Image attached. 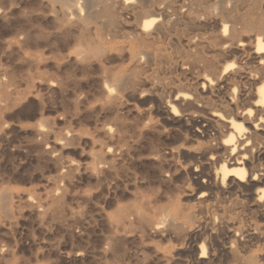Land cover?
Masks as SVG:
<instances>
[{"label": "bare ground", "instance_id": "6f19581e", "mask_svg": "<svg viewBox=\"0 0 264 264\" xmlns=\"http://www.w3.org/2000/svg\"><path fill=\"white\" fill-rule=\"evenodd\" d=\"M32 2L29 9L46 14L47 90L77 86L91 75L109 107L122 108L120 97L143 106L135 121L113 119L103 129L94 163L142 144L159 157L160 143L175 157L173 166L192 178L190 200L168 194L166 201L121 204L108 230L159 237L164 246L152 256L160 264H264V0ZM65 60L74 70L63 69ZM6 77H0V111L14 92ZM35 132L48 135L43 126ZM49 197L57 202L56 193Z\"/></svg>", "mask_w": 264, "mask_h": 264}, {"label": "rangeland", "instance_id": "374dc122", "mask_svg": "<svg viewBox=\"0 0 264 264\" xmlns=\"http://www.w3.org/2000/svg\"><path fill=\"white\" fill-rule=\"evenodd\" d=\"M7 1L0 0V72L8 73L0 77L12 76L14 92L8 107L0 111V194L4 196L0 203V264H136V259L141 264L157 260L160 264L153 256L164 241L157 236H145V240L138 232L117 237L108 226L110 214L121 204L144 199L166 201L177 194L190 200L194 187L190 174L173 166L175 157L166 155L167 149L160 143L158 152L155 150L159 157L142 144L133 151L120 150L121 154L115 150L112 162L97 166L95 158L105 141L103 129L112 128L115 119L135 121L140 118L135 110L143 106L120 97L127 106L111 105V113L91 75L81 79L77 75V86L47 90L46 76L52 64L46 60V14L29 9L32 0ZM64 63L63 69L74 70L70 60ZM104 105L109 108L104 110ZM41 125L48 135H36L35 129ZM61 133L67 135L65 140ZM146 136L143 143L156 134ZM52 193L57 195L56 203L48 201Z\"/></svg>", "mask_w": 264, "mask_h": 264}]
</instances>
